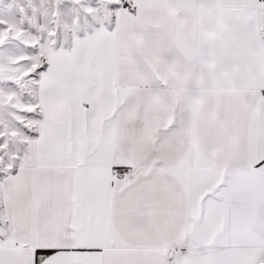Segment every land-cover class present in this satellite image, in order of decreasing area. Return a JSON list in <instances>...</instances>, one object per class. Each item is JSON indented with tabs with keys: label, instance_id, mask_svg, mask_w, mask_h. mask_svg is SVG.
Instances as JSON below:
<instances>
[{
	"label": "snow or ice",
	"instance_id": "obj_1",
	"mask_svg": "<svg viewBox=\"0 0 264 264\" xmlns=\"http://www.w3.org/2000/svg\"><path fill=\"white\" fill-rule=\"evenodd\" d=\"M0 264H264V0H0Z\"/></svg>",
	"mask_w": 264,
	"mask_h": 264
}]
</instances>
